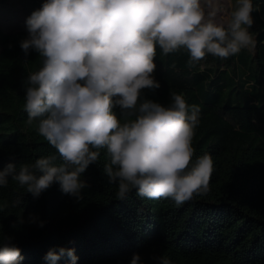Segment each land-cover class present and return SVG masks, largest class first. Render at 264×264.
<instances>
[{
  "label": "trees",
  "instance_id": "1",
  "mask_svg": "<svg viewBox=\"0 0 264 264\" xmlns=\"http://www.w3.org/2000/svg\"><path fill=\"white\" fill-rule=\"evenodd\" d=\"M17 1L27 17L46 2ZM252 4L254 51L228 59L208 55L190 65L187 51L164 55L157 47L154 76L161 87L141 97L167 105L175 92L199 106L193 162L212 157L208 194L180 206L135 190L117 200L103 150L81 175L88 187L80 200L55 182L34 198L9 178L0 188V243L11 237L21 250L19 264H51L46 254L61 247L74 249L75 264H130L134 254L141 264H158L154 257L171 264H264V0ZM27 38L26 28L0 26V169L12 162L19 171L49 155L60 163L37 123H26V81L40 67L39 54L20 47ZM56 264L72 261L64 256Z\"/></svg>",
  "mask_w": 264,
  "mask_h": 264
},
{
  "label": "clouds",
  "instance_id": "2",
  "mask_svg": "<svg viewBox=\"0 0 264 264\" xmlns=\"http://www.w3.org/2000/svg\"><path fill=\"white\" fill-rule=\"evenodd\" d=\"M252 12V0H235L227 10L218 0H46L27 18L28 38L20 43L40 59L29 72L23 107L26 123H37L60 163L49 155L17 171L10 162L0 169V188L11 178L38 198L55 182L62 193L83 199L88 185L81 175L103 150L117 200L135 190L180 206L207 195L212 157L205 153L193 162L199 106L175 92L167 105L141 97L161 87L154 76L157 47L164 55L187 51L190 65L208 55L228 59L254 51ZM64 256L75 264L74 249L63 247L45 259L56 264ZM21 260L11 237L0 243V264ZM130 264H141L140 255Z\"/></svg>",
  "mask_w": 264,
  "mask_h": 264
},
{
  "label": "rangeland",
  "instance_id": "3",
  "mask_svg": "<svg viewBox=\"0 0 264 264\" xmlns=\"http://www.w3.org/2000/svg\"><path fill=\"white\" fill-rule=\"evenodd\" d=\"M226 10L235 6V0H218ZM27 15L17 0H10L6 6L0 5V26L5 31L26 28Z\"/></svg>",
  "mask_w": 264,
  "mask_h": 264
}]
</instances>
